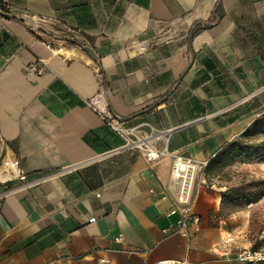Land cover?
<instances>
[{
    "label": "crops",
    "instance_id": "1",
    "mask_svg": "<svg viewBox=\"0 0 264 264\" xmlns=\"http://www.w3.org/2000/svg\"><path fill=\"white\" fill-rule=\"evenodd\" d=\"M1 1L0 170L46 177L0 178V264H238L213 248L264 247V196L223 208L213 166L194 186L199 230L164 232L180 217L172 156L123 147L85 103L102 88L137 136L176 128L151 145L196 159L261 141L264 0Z\"/></svg>",
    "mask_w": 264,
    "mask_h": 264
},
{
    "label": "built area",
    "instance_id": "2",
    "mask_svg": "<svg viewBox=\"0 0 264 264\" xmlns=\"http://www.w3.org/2000/svg\"><path fill=\"white\" fill-rule=\"evenodd\" d=\"M1 1V0H0ZM4 4L3 1H1ZM1 6V5H0ZM6 6V5H5ZM0 7V15L2 13ZM71 39H77V34L71 30L69 32ZM47 67L46 62L37 57V59L27 66L29 73L37 74L42 73ZM85 103L103 120V122L114 132H116L124 141L123 147L138 148L146 161L154 162L158 160L163 154H170L172 156L171 165V181L175 186V199L178 204L173 208L172 213L180 212L179 219L164 229L166 233H179L185 237H189L192 231H198L200 228V218L192 211L194 186L197 179L205 182L204 172L208 165V159H196L188 156H183L177 152H168L166 147L156 148L151 145L155 140L163 139L165 144L169 140V135L176 130V128H166L163 130H153L146 136H137L134 129L124 126L121 119L114 115L107 107L104 99L103 89L92 98L85 100ZM11 160H5L4 166L1 170L6 173L11 168ZM17 178L22 180L21 187H28L31 184L41 181L44 177H39L30 181L26 180L25 173L19 168H16V173L12 172ZM51 175V174H49ZM47 175V176H49ZM89 222L95 221V217H91ZM116 240H122V235L116 237ZM232 240L229 234L222 237L224 243H228ZM214 253L219 256H224L228 260L234 259L238 264H256L264 262V247H244L238 249L234 254L227 248L215 246L213 248ZM101 264H109L107 260H102ZM156 264H167L165 261H159ZM168 264H186V261H171Z\"/></svg>",
    "mask_w": 264,
    "mask_h": 264
},
{
    "label": "rangeland",
    "instance_id": "3",
    "mask_svg": "<svg viewBox=\"0 0 264 264\" xmlns=\"http://www.w3.org/2000/svg\"><path fill=\"white\" fill-rule=\"evenodd\" d=\"M261 134V139L264 140V133ZM213 168L214 171H219L218 179L225 184L227 189L235 188L240 194L246 196L256 194H259L258 198L264 196V155L256 154L255 156L243 160L227 161L220 165H214ZM206 171L207 170H205L204 175H206ZM210 181L212 182L211 179L207 178L206 182L203 183L211 186L212 183H210ZM238 199L239 198H235L230 202L224 203L223 208L234 209L247 204L246 201Z\"/></svg>",
    "mask_w": 264,
    "mask_h": 264
},
{
    "label": "trees",
    "instance_id": "4",
    "mask_svg": "<svg viewBox=\"0 0 264 264\" xmlns=\"http://www.w3.org/2000/svg\"><path fill=\"white\" fill-rule=\"evenodd\" d=\"M0 7L5 13L7 11L6 6L0 1ZM251 129L246 130V136L251 133ZM255 133H264V119L257 121L254 125ZM253 132V133H254ZM256 154L264 155V140L247 143L241 141H233L229 143L227 146L222 148L219 152L215 154L213 158H211L208 162L206 170L214 165H220L227 161H237L249 158L251 156H255ZM259 197V194L256 195H243L240 194L235 188H226L221 191V202L224 204L226 202H230L232 199L239 198L238 200L250 202ZM243 198V199H241Z\"/></svg>",
    "mask_w": 264,
    "mask_h": 264
},
{
    "label": "water",
    "instance_id": "5",
    "mask_svg": "<svg viewBox=\"0 0 264 264\" xmlns=\"http://www.w3.org/2000/svg\"><path fill=\"white\" fill-rule=\"evenodd\" d=\"M38 29L42 33L47 34L46 37L48 38V40L55 42L54 36L50 32H47L42 26H38Z\"/></svg>",
    "mask_w": 264,
    "mask_h": 264
},
{
    "label": "bare ground",
    "instance_id": "6",
    "mask_svg": "<svg viewBox=\"0 0 264 264\" xmlns=\"http://www.w3.org/2000/svg\"><path fill=\"white\" fill-rule=\"evenodd\" d=\"M13 171L16 173V168H15V167H13V169H12L11 171L9 170L8 173H6V172L3 173V171L0 170V178H5V177H9V176L14 175V174L12 173Z\"/></svg>",
    "mask_w": 264,
    "mask_h": 264
}]
</instances>
